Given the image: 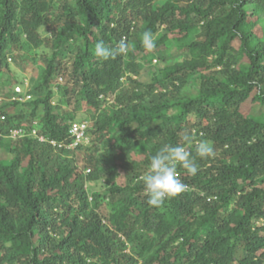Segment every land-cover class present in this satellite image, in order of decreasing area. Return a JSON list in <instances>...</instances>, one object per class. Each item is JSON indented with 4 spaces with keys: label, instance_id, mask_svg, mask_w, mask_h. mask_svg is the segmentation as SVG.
Returning <instances> with one entry per match:
<instances>
[{
    "label": "trees",
    "instance_id": "1",
    "mask_svg": "<svg viewBox=\"0 0 264 264\" xmlns=\"http://www.w3.org/2000/svg\"><path fill=\"white\" fill-rule=\"evenodd\" d=\"M121 39L127 54L94 57ZM22 51L43 62L32 99L0 105V264H264V0H0V85ZM64 73L78 90H54ZM70 92L91 110L85 169L79 150L9 137L40 113L50 139L71 137L77 112L53 107ZM164 145L198 171L178 165L192 190L149 206L139 177Z\"/></svg>",
    "mask_w": 264,
    "mask_h": 264
},
{
    "label": "clouds",
    "instance_id": "2",
    "mask_svg": "<svg viewBox=\"0 0 264 264\" xmlns=\"http://www.w3.org/2000/svg\"><path fill=\"white\" fill-rule=\"evenodd\" d=\"M141 44L143 48L151 52L157 45L153 39V33L151 31H144L141 36ZM129 50V44L125 39L118 41L115 47H108L103 40L96 42L93 50L94 57L101 60H109L115 58L118 55H125ZM11 59V58H9ZM62 79L60 76L59 79ZM58 81V79H57ZM56 81L54 90L57 92L59 83ZM58 83V84H57ZM32 95L23 94V96H14L12 100H30ZM113 101V99H112ZM110 101V102H112ZM4 120V117L2 118ZM35 120V119H34ZM35 122V121H33ZM36 125L31 123L27 127H18L10 130L9 137L17 139L21 137H31L38 139L40 142H49L57 150L63 149L66 151L79 150V147L88 146L92 144V135L90 134V126L92 123L88 120L75 119L71 121L70 135L62 140L50 139L42 129V124ZM17 131V132H16ZM19 131V132H18ZM3 133L0 128V136ZM187 139V137L185 138ZM196 155L200 158H209L215 156V150L210 142L201 141L196 144ZM186 170L189 175H196L198 171V165L195 162V158L180 145H164L154 155L150 157V163L145 174L139 177V180L143 182V190L148 197L147 203L149 206L160 207L164 201L168 198H172L179 193L191 191L190 186L185 185L177 174V166ZM92 199V197H91Z\"/></svg>",
    "mask_w": 264,
    "mask_h": 264
},
{
    "label": "rangeland",
    "instance_id": "3",
    "mask_svg": "<svg viewBox=\"0 0 264 264\" xmlns=\"http://www.w3.org/2000/svg\"><path fill=\"white\" fill-rule=\"evenodd\" d=\"M172 56L174 57H181V53L178 51V49H173ZM24 52H14V54L10 55L8 61L10 62V66L12 70L6 71L3 80L1 81L0 85V105L2 103H9L10 101H13V90H15L17 87H19V91L22 92V94H27L29 89L32 88V85L34 81L37 80L39 76V68L42 66V60L33 59L30 55H26L24 57ZM154 63H158L156 60ZM147 67L144 68V70L141 71V74L138 76L140 80L143 82H147L151 79L149 71L147 70ZM59 84L63 86H69L70 90L73 89L74 87L77 88L76 84L69 78V75L63 74L62 79L58 78L57 81ZM57 83V84H58ZM15 95V94H14ZM18 96V95H16ZM61 95H57L56 98H60ZM61 99V98H60ZM78 103L76 98L74 97V94L72 92L67 94V97L63 98L62 100H56L54 98L53 102V107L55 112H60L63 113L64 111L67 112H72L75 110L77 112V119L78 120H88L91 121V113L88 111L87 104L79 99ZM113 96L108 99V101H112ZM261 106H255L254 110L259 111ZM43 113L39 114V117H36L35 120L32 118V123L36 125V121L38 122L37 124L40 125V120L41 116ZM28 121V120H26ZM24 121V126L27 127L28 125H31V122H26ZM35 121V122H33ZM15 123H19L18 121H15ZM71 151V150H70ZM66 152H63L62 155L65 156ZM0 155L3 159H9L10 158V153L7 152L6 149H1ZM68 155V154H66ZM70 158H74L73 161L79 165L81 169H85V157H86V152L84 149H80L77 154H69L68 155ZM73 156V157H72ZM76 157V158H75ZM87 170V169H86ZM105 179H101L99 181H87L86 182V187L90 193V195H96L97 193L103 192V189H105ZM105 208V206H104Z\"/></svg>",
    "mask_w": 264,
    "mask_h": 264
},
{
    "label": "built area",
    "instance_id": "4",
    "mask_svg": "<svg viewBox=\"0 0 264 264\" xmlns=\"http://www.w3.org/2000/svg\"><path fill=\"white\" fill-rule=\"evenodd\" d=\"M17 132V131H16ZM19 132V131H18Z\"/></svg>",
    "mask_w": 264,
    "mask_h": 264
}]
</instances>
